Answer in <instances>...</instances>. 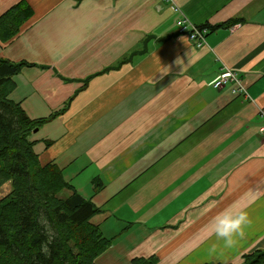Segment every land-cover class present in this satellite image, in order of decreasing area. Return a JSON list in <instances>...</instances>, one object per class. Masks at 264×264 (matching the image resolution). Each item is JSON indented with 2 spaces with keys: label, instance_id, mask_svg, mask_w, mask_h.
<instances>
[{
  "label": "crops",
  "instance_id": "obj_1",
  "mask_svg": "<svg viewBox=\"0 0 264 264\" xmlns=\"http://www.w3.org/2000/svg\"><path fill=\"white\" fill-rule=\"evenodd\" d=\"M21 1L33 14L0 58L31 66L9 99L49 118L91 77L31 141L99 209L90 223L113 242L94 263L241 264L264 250V0H0V16ZM234 19L201 48L188 39ZM231 70L246 97L214 87ZM225 209L250 219L231 247L212 228Z\"/></svg>",
  "mask_w": 264,
  "mask_h": 264
},
{
  "label": "trees",
  "instance_id": "obj_2",
  "mask_svg": "<svg viewBox=\"0 0 264 264\" xmlns=\"http://www.w3.org/2000/svg\"><path fill=\"white\" fill-rule=\"evenodd\" d=\"M32 14L24 1L5 11L0 16V41L7 42L15 37ZM242 23L234 19L218 26L198 28L213 31ZM150 38L144 39L142 44ZM144 53L143 46L123 58L115 69ZM30 66L0 58V187L7 181L12 182L10 194L0 199V264H95V259L113 242L90 223L99 209L64 180L62 170L56 165L41 166L34 150L37 142L31 141L35 129L67 111L91 77L51 117L31 120L18 103L9 99L15 88L12 77ZM111 70L105 69L98 75ZM46 145L49 147L50 142ZM101 188V184L95 186L94 193ZM157 263L156 257L137 258L131 262ZM241 264H264V250L243 255Z\"/></svg>",
  "mask_w": 264,
  "mask_h": 264
},
{
  "label": "clouds",
  "instance_id": "obj_3",
  "mask_svg": "<svg viewBox=\"0 0 264 264\" xmlns=\"http://www.w3.org/2000/svg\"><path fill=\"white\" fill-rule=\"evenodd\" d=\"M177 8L169 11H177ZM250 224L248 213L244 210L225 209L213 217L212 228L217 239L223 240L225 246L231 247L234 236H242L244 229Z\"/></svg>",
  "mask_w": 264,
  "mask_h": 264
},
{
  "label": "built area",
  "instance_id": "obj_4",
  "mask_svg": "<svg viewBox=\"0 0 264 264\" xmlns=\"http://www.w3.org/2000/svg\"><path fill=\"white\" fill-rule=\"evenodd\" d=\"M185 23V21H184ZM183 21L179 22L178 24L180 26H183ZM183 31L180 30V33ZM208 33V30L206 29H199L198 27L191 26L190 32L187 34L188 39L191 42H194L197 48L203 47L205 43V36ZM215 88H224L226 86L229 87H236L234 89V92L236 94H239L240 96L246 97V92L243 91V88L240 85L239 77L237 76L235 71H226L224 74H222L216 81L214 82ZM260 116L263 120V124L260 128L264 129V110L260 111ZM260 131V130H259ZM263 135V134H262ZM264 136V135H263Z\"/></svg>",
  "mask_w": 264,
  "mask_h": 264
},
{
  "label": "rangeland",
  "instance_id": "obj_5",
  "mask_svg": "<svg viewBox=\"0 0 264 264\" xmlns=\"http://www.w3.org/2000/svg\"><path fill=\"white\" fill-rule=\"evenodd\" d=\"M183 25V24H182ZM178 26L179 27H181L179 24H178ZM262 124H263V122H262ZM262 126V125H261ZM259 133L262 135H264V129H262V128H260L259 127ZM262 135V136H263ZM36 139H40V137H41V135L40 134H36V135H33ZM264 137V136H263ZM158 182H160V183H157V182H155V185L157 184V185H162L164 182H166V180H164V181H158ZM11 190H12V182L11 181H7V182H5L1 187H0V199H2V198H5L7 195H9L10 194V192H11ZM61 197H66V195L65 196H62L61 195Z\"/></svg>",
  "mask_w": 264,
  "mask_h": 264
},
{
  "label": "water",
  "instance_id": "obj_6",
  "mask_svg": "<svg viewBox=\"0 0 264 264\" xmlns=\"http://www.w3.org/2000/svg\"><path fill=\"white\" fill-rule=\"evenodd\" d=\"M37 131H38V129H35V130L33 131V134L37 133Z\"/></svg>",
  "mask_w": 264,
  "mask_h": 264
}]
</instances>
